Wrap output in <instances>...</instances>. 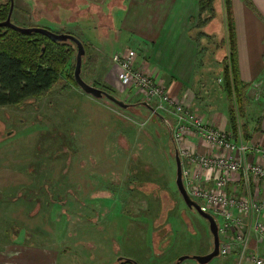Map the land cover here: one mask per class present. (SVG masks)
<instances>
[{
    "label": "rangeland",
    "instance_id": "rangeland-1",
    "mask_svg": "<svg viewBox=\"0 0 264 264\" xmlns=\"http://www.w3.org/2000/svg\"><path fill=\"white\" fill-rule=\"evenodd\" d=\"M6 1L0 0V5ZM122 1L14 0V23L70 33L85 41L83 79L133 107L125 110L106 97L83 92L67 78L70 68L62 72L61 83L46 97L0 106V264H119L120 257L139 264H174L182 255H190L182 264H201L192 256L213 249L208 220L188 208L176 186L168 126L144 103L155 106L158 101L123 84L118 65L116 86L89 81L94 68L90 42L105 46L104 62L116 54L108 56L117 41L107 35L119 31L113 23L110 27V17ZM216 4L218 7L220 2ZM81 15L97 16L98 32ZM120 16L117 11V19ZM207 38L208 56L214 50L220 55V35ZM70 60L74 63V58ZM133 63L143 68L134 59ZM209 64L212 75L216 74L215 61L210 59ZM155 81L172 99L217 129L216 123L205 117L212 111L226 113L227 128L220 130L234 132L223 76L218 80L222 93L210 84L213 88L208 93L198 92L197 97L191 93L193 104L170 94L157 77ZM201 83H194L199 91ZM249 102L246 115L237 119L242 135L243 124L248 127L251 119ZM160 114L177 126L174 112ZM180 137V151L211 153L200 139L191 145L194 135ZM250 238L249 251H259L264 257V239L251 245L252 239H258L253 233ZM232 255H219L207 264H239V255Z\"/></svg>",
    "mask_w": 264,
    "mask_h": 264
},
{
    "label": "crops",
    "instance_id": "crops-1",
    "mask_svg": "<svg viewBox=\"0 0 264 264\" xmlns=\"http://www.w3.org/2000/svg\"><path fill=\"white\" fill-rule=\"evenodd\" d=\"M218 2L220 4L217 7ZM92 3L101 6L96 1ZM87 6L90 8L91 4ZM214 8L215 17L207 24L200 25V0H123L122 5L111 12L110 27L113 23L115 28L119 26V31L115 29L114 33L107 35L109 40L112 38L117 41L114 52L108 56L111 58L113 54L119 53L133 57L137 65L162 81L170 94L185 98L193 104L192 92L195 97L198 92L208 93L213 88L211 85L218 86V80L223 76L222 60L227 53L226 47L220 44V55L214 50L209 57V45L206 44L207 37L220 35L221 42L227 34L223 0H215ZM117 11L121 15L118 19ZM233 13L239 73L241 79L249 84V110L252 111L251 119L248 120L251 132L249 141L252 144H264V0H233ZM95 15L80 17L88 18L89 24L92 22L91 25L97 31L99 19ZM218 20L221 21L220 26ZM90 43L94 59L92 71L95 73L91 71L89 81L94 79L116 86L119 67L112 62L113 59L104 62V54L107 55L105 46ZM210 59L215 61L217 67L214 75L209 70ZM91 67L90 64V70ZM197 81L202 82L201 91L194 85ZM219 87L218 91L222 93ZM212 113L205 118L216 123L218 128L226 129L227 114L216 111ZM198 140L191 137V145L195 146ZM260 194L264 196V185ZM252 242L259 243L255 238L251 245ZM232 254L237 257L236 251ZM245 264L252 263L245 260Z\"/></svg>",
    "mask_w": 264,
    "mask_h": 264
},
{
    "label": "built area",
    "instance_id": "built-area-1",
    "mask_svg": "<svg viewBox=\"0 0 264 264\" xmlns=\"http://www.w3.org/2000/svg\"><path fill=\"white\" fill-rule=\"evenodd\" d=\"M113 60L120 67L118 77L123 84L142 90L148 100H157L159 104L154 106L157 112L175 113L177 126L171 125L172 142L177 148L181 134H190L211 149V153L202 155L178 148L188 193L218 220L220 255L228 256L236 251L239 264L243 260L264 264L259 251H249L251 233L258 242L264 239V196L260 194L264 185V144L250 143L240 130L236 136L232 131L208 124L172 99L148 70L136 67L133 57L116 53Z\"/></svg>",
    "mask_w": 264,
    "mask_h": 264
},
{
    "label": "trees",
    "instance_id": "trees-1",
    "mask_svg": "<svg viewBox=\"0 0 264 264\" xmlns=\"http://www.w3.org/2000/svg\"><path fill=\"white\" fill-rule=\"evenodd\" d=\"M214 1L200 0V25L207 24L215 17ZM10 7L11 0L0 5V21L7 18ZM224 9L227 34L220 42L227 50L222 60L223 89L231 103L229 123L238 136L240 128L237 119L238 115L242 117L246 115L249 84L241 79L239 73L233 0H224ZM73 44L70 41H53L38 32L27 34L12 28L0 27V106L21 105L31 99L46 97L61 83L62 72L69 68L67 78L77 84L74 63L78 49ZM84 45L86 56L85 42ZM71 58H74L72 64ZM242 131L243 138L250 140L251 132L245 124ZM119 264L135 263L127 259Z\"/></svg>",
    "mask_w": 264,
    "mask_h": 264
},
{
    "label": "water",
    "instance_id": "water-1",
    "mask_svg": "<svg viewBox=\"0 0 264 264\" xmlns=\"http://www.w3.org/2000/svg\"><path fill=\"white\" fill-rule=\"evenodd\" d=\"M13 7H14V0H11V7H10L9 14L4 21L0 22V27L12 28L16 31H19L21 33H27V34H31L34 32L42 33V34L48 36L53 41H61V42H66V41H70V40L73 41L77 45V49H78L77 55H76L75 68H74V77L76 79L78 86L83 90V92L90 94L95 98L106 97L110 101H112L113 103L118 105L120 108L125 109V110H128V109L132 110V107H133L132 104L127 103L125 100L118 98L116 95L108 92L107 90H105L103 88H99L97 86L89 84L88 82H86L83 79V77H82V63H83V57L86 54V49H85L84 42L79 37H77L73 34H70V33H57V32L52 31L49 28L41 27V26H28V27L19 26L16 23H14L12 20ZM144 103L146 104L147 107H149L151 112L156 117L161 118L167 124L170 138L173 141V127H172L171 123L169 122V120H167L162 114L157 112L155 110L154 106L151 105L149 102L144 101ZM173 147H174V157H175V161H176V180H175V182H176V186L178 188V191H179L180 195L182 196L184 202L188 206V208H190L191 210H196L199 215H201L203 218L208 220L210 230H211L212 235L214 237V246L210 252L203 254V255L196 254V255L192 256L199 263L207 264L213 258L220 255L221 237H220V232H219V223H218L216 216L213 213L205 210L201 206V204L197 200L193 199L190 196V194L188 193L187 188H186L185 183H184V179H183V161H182L180 152L174 143H173ZM189 257H190V255H182L175 261L174 264H182ZM125 259L127 260L129 258L120 257L118 260L124 261ZM129 260H132V259H129ZM132 261L135 264H139L138 262H136L134 260H132Z\"/></svg>",
    "mask_w": 264,
    "mask_h": 264
},
{
    "label": "flooded vegetation",
    "instance_id": "flooded-vegetation-1",
    "mask_svg": "<svg viewBox=\"0 0 264 264\" xmlns=\"http://www.w3.org/2000/svg\"><path fill=\"white\" fill-rule=\"evenodd\" d=\"M75 9H76V8H75ZM75 9H74V10H75ZM0 22H1V21H0ZM124 261H125V260H124ZM121 262H123V261H120V263H121Z\"/></svg>",
    "mask_w": 264,
    "mask_h": 264
}]
</instances>
